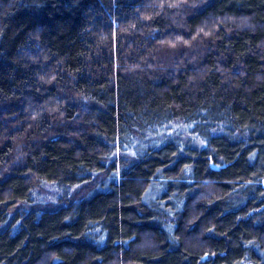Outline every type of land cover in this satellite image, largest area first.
Returning a JSON list of instances; mask_svg holds the SVG:
<instances>
[{"label":"trees","instance_id":"obj_1","mask_svg":"<svg viewBox=\"0 0 264 264\" xmlns=\"http://www.w3.org/2000/svg\"><path fill=\"white\" fill-rule=\"evenodd\" d=\"M0 264H264V0H0Z\"/></svg>","mask_w":264,"mask_h":264},{"label":"rangeland","instance_id":"obj_2","mask_svg":"<svg viewBox=\"0 0 264 264\" xmlns=\"http://www.w3.org/2000/svg\"><path fill=\"white\" fill-rule=\"evenodd\" d=\"M25 111L27 112V110ZM168 127H169L167 128L168 134H180L185 140L191 137L189 134V128H187L186 126L180 123H174L172 126H168ZM131 152L129 154H131ZM85 188H86L85 186L77 188L76 190L72 191V194L74 193L79 194L80 192H84L86 190ZM41 192L43 194V198L41 200L44 202L42 204L43 206H46L47 204H56L59 201V198L61 197V194L58 191L52 190V188L47 185L43 186Z\"/></svg>","mask_w":264,"mask_h":264}]
</instances>
